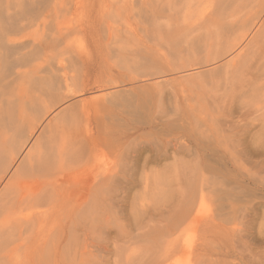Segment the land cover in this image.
Segmentation results:
<instances>
[{
    "label": "bare ground",
    "instance_id": "1",
    "mask_svg": "<svg viewBox=\"0 0 264 264\" xmlns=\"http://www.w3.org/2000/svg\"><path fill=\"white\" fill-rule=\"evenodd\" d=\"M146 6H149L147 12L148 17H146L145 23H143L144 21L142 23L139 22L140 25L147 24V26H145V29L147 28L146 31L148 32V34L151 33L153 39H150L152 41H156V38L158 40L162 37H168L170 52H160V55L162 54V56H159L158 59H155V56L157 55H153L150 57V55L152 54H149L147 60L143 59L144 61L142 62L138 61L139 64L134 63V67H132V62L129 63L131 64L129 68L132 67L134 69H140V67L142 66V68L140 69L141 71L144 67L149 70L152 69L153 72H151L152 70H150V73L152 75L154 73H162L163 75V72L172 73L174 71L175 73V71H178L180 69L183 70V68L185 67H188L189 70V66L193 65L201 67V69L198 68V70L195 71L193 69V72L189 70L190 73L183 72L184 74H178L177 72L178 75L173 77H166L163 75L162 79H159L158 77L157 79L154 74V78H156V80L154 79L155 82L152 86V89L153 87L155 88V93L152 94H154V97L156 96V98H158L155 101H159L160 103L162 99H168L169 105L171 104L165 114L168 119L170 118V115L176 114L175 120H177L181 115L185 119L187 118L189 122L194 121L192 122L193 128L195 127L196 130L198 129L196 126H194L195 119L192 120V118L193 116H195L194 113L197 112V116L200 115V118L197 119L200 120L201 117H203L201 112H203L205 107L202 106L203 109L201 107V109H199L198 111V109L193 106L191 97L189 95H186L185 91H183L184 88L188 86H199L203 90H205V87H207V94L210 97L211 103L212 105H214V107H217L215 104L223 101L226 102L227 97H229V104H231L233 100H235L234 97L237 98L238 95H240V99H243V97H241L242 95H244L245 98L247 96L251 97V99L253 101H256L258 104H256L257 106L254 112H252L253 110L251 111L250 109H247L245 112L238 114L237 117L240 119H246L253 114L258 119L264 116V0H141L138 7L144 8ZM141 12H144V10ZM138 15L139 13L137 14V16ZM37 19H35L34 21L35 23L38 22L39 24V21ZM40 21L42 22V20ZM129 24L130 23L126 25L129 26ZM55 27L57 28L58 26ZM110 28L112 29V27ZM124 28L126 27L124 26ZM35 30L37 33L38 28H35ZM55 30L53 29V31ZM113 31L114 30H111L112 33ZM127 31H129L128 27ZM60 32H58L59 35H62L63 32ZM136 32L134 30L133 33H131L133 36H135ZM141 32L143 31L141 30ZM36 33L35 31L33 32L34 35ZM114 33L117 34V31ZM38 34H36V37ZM64 34L69 35L67 31L66 33L64 32ZM106 34H109L108 37L110 35L112 36L109 31L108 33L106 32ZM55 36L56 38H59L57 37V35ZM139 36L141 35L139 34ZM65 37L66 36H64L61 41H63ZM117 37H119V33L117 34ZM148 37L150 36L148 35ZM9 38V41H12L13 43L18 39V37L16 39L15 36ZM115 38L116 36L114 37L113 42L115 41V47L118 50L117 52H115L116 54L119 51L121 54L125 53V50H129L127 49L128 46H130L129 48L131 49V44H133V42L135 41L134 39L132 42H128L124 37H121L119 39H122L123 42L119 41L118 38L116 42ZM40 39L38 41L39 45L46 42V40L42 41V38ZM21 42L23 41H20V43ZM69 43L70 42H68V44ZM50 44H48V46ZM108 44L110 45V43ZM162 44L163 43L160 44V47L162 46ZM133 45L134 47L139 46L138 44ZM142 45L145 47V49H148L151 46V43H142ZM156 45L159 44L155 43V46ZM63 46L65 50L68 49H66L65 44ZM71 47H73L72 44L70 45V49ZM140 47H138L137 49L140 50ZM161 49L163 48H160V50ZM134 50L136 49L134 48ZM39 51L40 50H38V52ZM130 51L131 50H129V52ZM129 52L125 54L131 55V52ZM133 53L132 56H135V54ZM33 54H28L27 57L22 58L20 66L15 71L13 77H11L10 80L4 82L3 84L0 82V264H3L4 258H8V260H10V258L14 257L17 251L22 248L26 249L24 250V252L26 251V256L28 258H32V260H35V262L46 261L50 264H100L98 263V259H95L97 256L95 255L94 257L93 249L90 248V246L92 247V245L94 244L92 236H94V238L96 237V234L92 235V231L94 230L91 231V229L101 230V228H103V225L105 224L104 214L106 212L108 213L111 210V215L112 209L116 208L115 205V207L113 206L114 202L112 201L118 196L117 191L120 187L119 183L122 182L124 177L127 180L130 179V175H132L131 173H129V171L127 172L129 175L124 173L125 176H123V174L121 173V175L123 176V178L121 179V177L118 175V171L116 170V165L112 163L107 167L105 165L103 166L102 157L96 149L98 145H100V143L104 142L105 140L107 141V145L111 144L113 146V149L114 147L117 148L118 146L117 142L119 141H117L118 139L115 140L116 137H114L113 135V131L115 130V128L107 119V117L105 119L102 114V112L111 107H104L106 103L103 105L101 104L103 107H101L99 104H96L98 102H96V96L95 101H93L94 97L91 98L93 102L91 104H88V100H86V98L81 97L82 94L79 98H76L74 100L72 99L71 101L69 96H72V94L74 93H71L70 91V83H68L69 77L67 76L68 78H66V73L62 72L63 69L61 65L59 66L61 68V70L59 69V71L63 73L62 78L65 83L62 82L64 83V85L61 83V85H63V88H60V86L57 88L54 84V80H56V76H58L57 74H59L60 72L56 73L57 70H53L52 68L48 71H42L43 68L42 70L39 69L40 63L35 62V56ZM125 54H122V56H125ZM137 54L136 56H138L139 58V55H144V52L138 55ZM114 56L116 55L114 54ZM104 60L107 61V58L105 57ZM114 60L113 62H115ZM119 60H122V57ZM161 61L168 66L167 69L164 68V65H161ZM117 63H120V61H118ZM109 64L111 65L112 63L109 62ZM126 66L127 65H125V67ZM126 68H128V66ZM128 72L129 71L127 69V75H129ZM142 72L145 73L144 70ZM135 74L132 73V75ZM59 75L61 76V73ZM136 76L135 79L140 78V75H138L137 78ZM71 78L72 76L70 77V79ZM56 83H58V81H56ZM137 87L138 84L136 86V89ZM142 87L143 86H141V88ZM145 87L147 86L145 85ZM201 88L200 91H202ZM145 91L148 92V90ZM180 91L181 93H183V95L179 94ZM188 91H190V88H188ZM84 92L85 91H83L82 93ZM194 92L192 91V93ZM69 93H71V95ZM145 94L147 93L145 92ZM198 94L199 96L197 97H200L201 99L202 97L200 96V93ZM103 95L104 94H101L100 96L103 97ZM126 95L127 94H125L124 96ZM73 96H75V94ZM124 96L120 95V97L117 98L118 96L117 94H115V96H113L112 98V101L116 99L120 100V98ZM67 97H69L70 102L66 103ZM146 99L148 98L146 97ZM146 99L142 98L143 103L144 100L145 103L149 100ZM202 99H204V97ZM118 100H116V102L121 103V101ZM124 100L126 99L124 98ZM135 100L138 101L137 98L135 99L134 97V101ZM204 100L206 101V99ZM134 101L132 99V101L130 102L136 103ZM139 102L141 103L142 101L139 100ZM159 102L158 104L155 102L156 105L154 103V105L158 108L160 104ZM242 102L246 103L247 100L244 99V101ZM259 102L261 103L259 104ZM127 103L126 105L128 107L132 104L130 103V105H128L129 103ZM198 103L200 102L198 101ZM56 106H58V109L55 112L53 111L54 113L47 118L52 108ZM119 106L120 105H118L117 107ZM122 106L119 108H126L125 106ZM210 106L209 108H212ZM163 107L165 109V105H163L162 108ZM136 108L138 107L136 106ZM209 108L208 110H210ZM145 110L146 109H144V114ZM208 110L207 112H209ZM215 110L218 111V107L217 109L215 108ZM225 110L227 109L225 108ZM229 111L230 109H228L226 113L223 110V112L225 113L224 115L229 116L230 118L235 117L232 116ZM116 112H119V109ZM161 112H163V110H161ZM164 113L165 112H163V114ZM121 114H123V112ZM160 114L161 113L159 112V115ZM105 115L107 116V114ZM108 115L110 116L113 114ZM146 115L148 116V114ZM203 118H205V116ZM212 118L213 117L210 118L211 123L213 121ZM230 118L225 119L224 122L221 120L213 121L217 123H213L214 126L212 127L210 126L211 129H208L209 134L205 133L206 135H209L211 137V141L213 140L214 145H216L215 147L213 146L215 149L220 147L222 149L225 148L226 150L225 145L227 141H224L225 144L223 143L222 139L224 137V133L222 134L221 132H224V129H222L223 124H225V126H229V124L231 125V123L234 124ZM150 119L146 120L149 121ZM201 120L203 121V119ZM207 120L208 119L205 120L206 123L208 122ZM117 121H121V119H117L116 121L114 120V122L117 123L115 125H118L119 122ZM160 121L162 120L160 119ZM195 125L199 126V130H197V132H199H195L196 136H198L197 134H199L201 130L200 126L203 125H199L198 123H196ZM39 126H41V129H39L38 134L35 136ZM119 126L124 128V131L121 132L126 133H119L122 137H127L129 135L128 133H130L132 130H138L139 128H141L131 121H126L125 118H123V121H121L117 127ZM171 126L179 127L177 121H172L169 124H163L161 129L165 131H171ZM185 126L186 125H184V127ZM180 127H183V125ZM252 127H250V129H253ZM202 129H204V126ZM162 130L157 131V134H154V136L151 137L150 143H148L149 141L146 143V140H144V144L139 145V147L136 149L135 155H132L131 153L132 156H128L129 161H134L133 164H127L129 170L132 166H135L136 164L138 165V158L143 157L142 154L146 150L151 152L154 151L149 157H143L146 161L153 160L157 162L161 160H167L168 158L172 159L171 163L167 164L166 162V164L162 168L161 173L154 172L153 175V172H151L150 176H154L155 179H165V177H170L171 174L169 173V171L172 170L173 173H176V171L178 170L177 167L182 166V164L185 165L183 159H181V156H177V153H182L184 152L183 150L187 148L183 147L185 146L184 143L183 145H179V140L173 139L172 146L169 145V149H164V145L160 149L159 147H156L159 144V141L157 140L159 139L158 136L164 134V131ZM230 130L231 129H229V131ZM204 131L205 130H202V132L200 133V135H202L203 137L204 135L202 133H204ZM115 132L116 131H114V133ZM146 136L149 137L151 135ZM146 136L144 135V138ZM200 138L201 142H203L204 140H202V137ZM170 139H172V137ZM164 140L167 141V139ZM206 140H209V138H207ZM163 141L160 142V145L161 143L165 142ZM115 142L117 146H114ZM234 143L235 142H233V144ZM133 144H135V142ZM134 146H130V148ZM188 147L190 148V146ZM103 153L104 152H102V155ZM189 159L185 160L186 163ZM232 159L233 158H231V160ZM239 169H241L240 166ZM179 170H181V167L179 168ZM157 171L160 170H158L157 168ZM247 172H250V170ZM140 177L142 179L148 180V174L146 173L143 176L140 175ZM193 188L191 187L190 190L189 188L186 189L190 191H186V195L184 193L185 191L183 190L182 194H184L185 196H182L183 198H181V196L179 195L181 193H178L177 196L174 194L176 197H173L174 195H172L171 197L167 196L168 198H163L161 200L154 199L155 202L150 200V198H146V196H144L145 199H148L150 202L145 201V199L144 201H142L143 198L139 200L141 202L138 201L139 205L137 204L138 206L134 207L135 214L132 216V221H134L132 224L136 233L132 234L128 230L125 232L123 231L124 234H122V237H127V240L124 238L123 241L130 242V244H125V246L120 245L118 247L116 251L117 253L114 252L118 257V261L117 258L115 259L113 257L116 260L114 264H183L179 262V256L184 253H191L192 251V253L194 254V263L192 264H264V260L261 259L260 253L258 252V250H256V246L261 241L264 242V239L259 240L255 237V239H257L256 243L252 242V244H249L248 246L247 240L251 237L249 238V234L247 233V229L245 227L240 229L243 231L242 234L239 232V234L237 235L236 233V240L240 243H238V247H240L237 248V242H235V247L237 249L232 248V246H230L229 244L221 246L220 241V246H216L215 241L210 242V236L212 237L217 233H219L218 235H226L223 233H226L225 226H227L226 224H224V222L228 221L227 219H229V217L232 218L231 215L233 213L238 219V217L236 216V213L239 212L238 208H236L237 210L234 208L235 204L237 205V203L234 202L233 204L232 199V204H230V206L228 204L229 202H226L231 208L226 205L230 210L228 211L226 216L223 213V218L226 217L223 221V218L221 219L223 223L219 219V221H215L212 219L215 214H213L212 216H208L211 219L208 221L205 220L206 223L203 226L204 230L203 233L198 236V242L197 240H195L196 243H190V241L187 242L184 234L188 229H195V227L197 226V218L203 201V192L205 191L202 187L194 186ZM227 200L229 201V199ZM166 201L174 203V205L166 203L168 209H163ZM219 204H222V202ZM241 208L239 210H241ZM223 212H225V209L223 210ZM216 217H219L217 215V211ZM113 220H115V217H113ZM231 223H233V221ZM238 223L239 220L237 224ZM242 224L243 223H241V225ZM115 225L117 226V224ZM228 227V231H233L234 229L236 230L235 224L234 227L230 224L228 225ZM232 227L234 229H232ZM223 228L225 230H223ZM100 230L98 232V235L100 234ZM192 230L189 232H192ZM89 232L92 235V238L89 236ZM94 233L96 232L94 231ZM99 237L100 236H98V238ZM221 238L223 239L222 236ZM226 238L227 235L225 236V239ZM24 239L28 241L27 247L25 245V242H22L24 241ZM234 241L235 240L233 239V243ZM224 242H226V240ZM227 243H229V241H227ZM229 258H231V260H229Z\"/></svg>",
    "mask_w": 264,
    "mask_h": 264
},
{
    "label": "rangeland",
    "instance_id": "2",
    "mask_svg": "<svg viewBox=\"0 0 264 264\" xmlns=\"http://www.w3.org/2000/svg\"><path fill=\"white\" fill-rule=\"evenodd\" d=\"M71 1L73 2V4ZM154 1H158V0H154ZM140 2H141V0H0V70H1L0 71V79L2 77L0 82L3 84L4 82H7L8 80H10L11 77H13L15 71L20 66V62H21L22 58L27 57L28 54L34 53L33 55L35 56L34 57L35 62L40 63L41 68L39 67V69L42 70V68H43L42 71H48L52 68L53 70L54 69L57 70L56 73H59V72L61 73V76L59 75L60 73L57 74L58 76H56V80H54L55 81L54 84L57 88L59 86H60V88H63V85L65 82L62 78V74L66 73V78L69 77L68 83H70V91H71V93H74L76 96V97L73 96L74 94H72V96H69L71 101H72V99L74 100L76 98H79L82 94L81 97L86 98V100H88V104L93 103L91 98L94 97L93 101H95V98L97 97L96 102L97 101L98 102L96 104H99L101 107H103L102 105L106 103V105H104V107L105 106L107 108L111 107V108H108L106 110L104 108L105 111L102 112V114L105 117V119L107 117V119L114 126V128H115L114 131H116L115 132L116 135H115L114 131H113V135H114V137H116L115 140L118 139L117 141H119V142L116 141L118 146L115 142L114 146H117V148L114 147V149H113V146L111 144L107 145L106 144L107 141L105 140L104 142H101L100 145H98V147L96 149H97V152H99V154L102 157L103 166L105 165L107 167L109 164H112V163L114 165H116V170L118 171V175L121 177V179L123 178V176H125L124 173L128 174L127 173L128 171L132 175H130L131 178L127 179V180L124 177L122 182L119 183L120 187L117 191L118 196L116 197V199L114 198V200L116 202L114 200L112 201V202H114L113 206L115 205L116 208L112 209L113 213L111 212V215H110L111 210L108 213L106 212L104 214V223L105 224L103 225V228H101V230L100 229H97V230L91 229V231L94 230L96 232V233H94V231H92L93 232L92 235L96 234L95 238L89 232V234H90L89 236L93 237V238L92 237L91 238L93 239V242H94V244H93L94 246L92 245V247L90 246V248L93 249L94 257H95V255L97 256L95 259H98V261H99L98 263L103 264L105 262L104 264H114L116 261L115 260L116 258L118 261V257L116 256V254L114 252L117 251V249L120 245L125 246V244L126 245L130 244V242H124L123 241L124 238L127 240V237H122V234H124L123 231L125 232L127 230L130 231L132 234L136 233V231L134 230V226L132 224L134 222V221H132L133 220L132 216L135 214L134 213V211H135L134 207L138 206L139 202H141L139 200H141L143 198L142 201H144V199H145L144 196H146V198H148V199L150 198V200L155 202V200H159V199L161 200L163 198H168L167 196L171 197L174 194L177 196L178 193H181L179 195L181 196V198H183L185 196H184V194H182V191L184 190L185 191L184 193L186 195L187 194L186 191H189L190 188L191 187L193 188L194 186L195 187H202L203 190H205V191L203 192V201H202V205L200 207L198 218H197V222H198L197 226L195 227V229L192 228L194 231L192 229H188L186 231V233L184 234V237L187 239V242L190 241V243L191 242L196 243L195 240H197V242H198V236H200L204 230L203 226L205 225L206 221L211 219L208 216H212L213 214H215L212 217V219L215 221H219V220L221 221V219L223 218V213L226 216V214L230 210V209H228V207L230 206V204H232V202H233V204H234V202H236L238 206L235 204L234 208L235 209L238 208L239 212L241 211L239 213L236 211L237 209L235 210L237 212L236 216L238 217V219L235 217L234 213L233 214L231 213L232 218L229 217V219H227L228 221L224 222V224H226L227 226L224 225L226 227L225 228L226 233L225 232H223V233L227 235V238L225 239L226 235L225 236H223V234L218 235L219 233H217L216 235H213L212 237L210 236V239H211L210 242L215 241L216 246L217 245L220 246V244H221V246H224L225 244H229L234 249L236 247L239 248L240 246L238 247V245L240 243L236 240L237 239L236 233H237V235L239 234V232L242 234L243 231L240 229L243 227H245L247 229V233L249 234V238L251 237L250 239L247 240L248 246H249V244H252V242L256 243L257 239H259V240L264 239V116H262L258 119L253 114L250 115L246 119H240L237 117L238 114L245 112L247 109H250L251 111L253 110L252 112H254L256 106L258 105L257 102L253 101L251 99V97L247 96L245 98L244 95L241 96V97H243V99H240V95H238L239 97L238 96H237V98L234 97L235 100H233V102L231 104H229L228 103L229 97H227L226 102L223 101V102H220L218 104H215L218 107V111H217V110H215V108L217 109V107H214V105H212L211 99L207 94V92H208L206 90V89H208L207 87H205L206 89L203 90L199 86L198 87L197 86L196 87L195 86H188V87L184 88L183 91H185L186 95H189L191 97L193 106L196 107L198 109V111H199V109H201L202 106L205 107V109H204L205 111L204 110H203V112L200 111L202 113L203 117L205 116V118L201 117V119H203V121L201 119L198 120L200 118V115L197 116V112L194 113L195 116H193V118H192V120L195 119V124L198 123L199 125L201 124L204 126V129H202L203 126H200L201 127L200 133L202 132V130H205L204 133H202L204 135V137L202 135H200V133L197 134L198 136H196V133L199 132V131L197 132V130H199V126L194 124V126H196L198 129L196 130L195 127L193 128L192 122H194V121L189 122V120L187 118L185 119L181 115H180L179 119L175 120L176 114H174L175 116L170 115V118L168 119L165 115L167 112V109H169V107L171 106V104L169 105L168 99L164 98L165 101H164V99H162L161 103L158 101L160 103L159 108L157 106H155L156 103L158 104V102L155 100H157L158 98H156V96L155 97L153 96L154 94H152V93H155V91H154L155 88L153 87V89H152V86L154 85L156 78L158 77L159 79L160 78L162 79L163 75L166 77H173V76H176L178 74H184L185 72L190 73L189 70H191V72H193V69L195 71V70H198V68L201 69V67L197 66V65H193L194 67L195 66H197V67L194 68L193 66H189V70H188V67H185L186 69L185 68H183V70L180 69L178 71H175V73H174V71L172 73L163 72V75H162V73H157V74L154 73L156 78H154L155 77L154 74L152 75L150 73V70H152V69L149 70V69L143 67L142 71L143 70L145 71V73H143L140 70L142 68V66L140 67V69L139 68L137 69L136 67H135L136 69L132 68L135 66L136 63H138V61L142 62L145 59L147 60L149 57V54H152V55H150V57L153 55L154 56L157 55V56H155V59H158L159 56H162V54L160 55V52H164V53L170 52L168 37L167 38L162 37V38H159L158 40L156 38V41L155 40L152 41L151 39H153V38H152L151 33L148 34V32L146 31L147 28L145 29V26H147V24L146 25H140L139 22L142 23L144 21L143 23H145L146 17H148L147 12L149 9V6L148 7L146 6L144 8L138 7ZM149 3H150V1H149ZM76 4H78V5H76ZM132 8H133V10H132ZM143 10H144V12L145 11L146 12L145 13L141 12ZM138 13H139L138 16H140V17L137 16ZM143 17H145V18H143ZM35 19H37L39 21V24H38V22L35 23V21H34ZM40 20H42V22ZM128 23H130L129 24L130 27L128 25H126ZM135 23L137 24L138 29L136 28ZM43 24H44V26H43ZM55 26H58V27L56 28ZM109 26L112 27V29ZM124 26L126 28H124ZM127 27H128L130 32L127 31ZM35 28L36 29L38 28L37 31L39 32V34H38V32L36 33ZM55 28H56V30H55ZM107 28H108V31L112 34V36L110 35L108 37L109 34L108 35L106 34V32L108 33ZM140 28H142V29H140ZM53 29L55 31H53ZM131 29L133 31L135 30V32L137 30V32L135 33V36L132 35L133 31ZM33 30L35 31L36 34H38L37 37H36V34L35 35L33 34V32H34ZM75 30H76V32H75ZM111 30H114L113 33L117 31V34L119 33V37H117V34H115V33H114L115 34L114 35L111 32ZM141 30L143 32H141ZM60 31L63 32L62 35L60 34L61 38H60V35L58 33ZM66 31L70 36L67 34H64V32L66 33ZM51 32H53V33H51ZM139 34L141 36H139ZM55 35H57V37H59V38H56ZM63 35L66 36L64 39L65 41L64 40L61 41L64 38ZM148 35L150 37H148ZM14 36L16 39H17V37H18V39L19 38L20 39L19 40L17 39L16 42L13 43L12 41H9V39H10L9 37H14ZM38 36H40V37H38ZM115 36H116V38H115L116 42H117V38L119 41H122V39H119L121 37H124L125 40H127L128 42H132L135 39L133 44H135V45L138 44L139 45L138 47L141 46L140 47L141 49L139 50V49H137L138 48L137 46L134 47V45L131 44V47H132L131 49L129 48L130 46L127 47V49L131 50L130 51L131 53L129 52V50L128 51L125 50L126 51L125 53L129 52L131 55L122 53V54H125V56H122L120 51L116 54L115 52H117L118 50L115 47V41L113 42ZM43 37H45L46 39ZM111 37H113V38H111ZM40 38H42V41L46 40V42L41 43V45H39L38 41ZM138 39H139V41H138ZM162 39H164L167 44ZM55 40H57V41H55ZM20 41H23V42L20 43ZM25 41H27V42H25ZM79 41H80L81 45L79 44ZM68 42H70V43L68 44ZM47 43L48 44L51 43V44L48 46ZM108 43H110L111 49H110V45ZM142 43L143 44L144 43H148V44L151 43V46L148 48L149 50L145 49V47L142 45ZM155 43L159 44V45L155 46ZM161 43H163L165 46L162 44V46L160 47ZM64 44H65L66 49L68 48L67 50H65V48L63 46ZM71 44L74 48L71 47V49H70ZM67 45H69V46H67ZM166 47H167V51H166ZM134 48L136 50H134ZM160 48H163V49L160 50ZM112 49H113V51H112ZM157 49H159V50H157ZM36 50H37V52H36ZM38 50H40V51L38 52ZM151 50H153V51H151ZM133 52H135V53H133ZM142 52H144V55L140 54ZM111 53H112V55H111ZM132 53L135 54V56H132ZM137 53L140 54L139 58H138V56H136ZM114 54L116 56H114ZM105 57L107 58V61L104 60ZM117 57H120V58H117ZM121 57H122V60H119V59H121ZM143 57H145V58H143ZM112 59L113 60L115 59L114 60L115 62L117 60L120 61L121 64L117 63L118 61L116 63L113 62ZM124 59H126V60H124ZM124 61H125V64H124ZM109 62L112 64L110 65ZM126 62H127V64H126ZM131 62L133 65H132V67L129 68V66H131V64H129V63H131ZM62 64H63V66H62ZM60 65L63 69V71H62L63 73L61 71H59V69L61 70V68L59 67ZM120 65L122 66V69H121ZM125 65H127L128 68H126L127 66L125 67ZM161 65H164L165 69L168 68V66L165 63H162V61H161ZM127 69L129 71L128 72L129 75H127ZM146 70H147V73H146ZM151 72H153V70ZM177 72H178V74H177ZM132 73L133 74L138 73V74L132 75ZM136 75L137 76L140 75L139 76L140 78L135 79ZM71 76H72V78L70 79ZM137 76H136V78H137ZM126 78H128V79H126ZM114 80L115 81L118 80V81L115 82ZM56 81H58V83H56ZM62 82H64V83H62ZM61 83L63 85H61ZM137 84H138V87L140 85L139 90H138V87L136 89ZM147 84H149V85H147ZM145 85L147 87H145ZM141 86H143L145 88V90H148V92L145 91L143 87L141 88ZM166 86H168V85H166ZM102 88H104V89H102ZM140 88H141V90H140ZM188 88H190V91H188ZM200 88L202 91H200ZM136 90H137V92H136ZM197 90L200 92H198ZM83 91H85V92L82 93ZM105 91H106V93H105ZM110 91H112V92H110ZM133 91H134V93H133ZM192 91L193 92L195 91V92L192 93ZM145 92L147 94H145ZM197 92L200 93V96L202 98L204 97V99H206V101L202 98L200 99V97L198 98L197 96H199V94ZM71 93H69V94L71 95ZM108 93H109V95H108ZM101 94L105 95V96L103 95L104 98L102 96H100ZM115 94H117V96H118L117 98H119L120 95L124 96L125 94H127L128 96L126 95L127 97L126 96L121 97L123 101L121 100V98H120V100L116 99L118 101H121V103L119 102L120 103L119 104L118 102H116V100L112 101V98H113V96H115ZM179 94L183 95V93H181V91L179 92ZM111 95H112V97H111ZM141 95H143V96H141ZM133 96L135 97V99L137 98L138 101H136V100L134 101ZM140 96L143 99L144 98L146 99V97L149 99V100L146 99V100H148V101H146L147 104L145 103V100L143 103V100ZM69 97H67L66 103L70 102ZM105 97H106V99H108V97H109V99L106 100ZM110 98H111V100H110ZM124 98L127 101L124 100ZM132 99L136 103L130 102V101H132ZM193 99H194V101H193ZM244 99L247 100L246 103L242 102V101H244ZM139 100L142 102L140 103ZM124 101H126V102H124ZM151 101H152V103H151ZM162 101H163V103H162ZM198 101L200 103H198ZM114 102H115V104H114ZM112 103H113V105H112ZM126 103L128 105H130V103H132V104H131V106L128 107L126 105ZM154 103H155V105H154ZM225 103H227V104H225ZM250 103H252V104H250ZM260 103L261 102H259V104ZM108 104H110V105H108ZM117 104L120 105L119 107H121L123 105L122 107L125 106L126 108L120 109L119 107H117L118 106ZM162 104L165 105V109H164V107L162 108V106H163ZM114 106H116L119 109L120 113L116 112V111H118V109ZM136 106L138 108H136ZM148 106H149L150 110L148 109ZM209 106L212 108H209ZM155 107H157L158 109ZM203 107H202V109H203ZM224 107L227 110H225ZM206 108H207V110H208V108L210 109V110H208L209 112H207ZM57 109H58V106L52 108V110L49 113V115L47 116V118L50 117ZM144 109H146L145 114H144ZM154 109H155V111H154ZM228 109H230L229 112L232 114V116H235V117H233L234 119L230 118L229 116L224 115L225 114L224 112L227 113ZM111 110H113V111H111ZM161 110H163V112H165V113L163 114V112H161ZM220 110L222 112L224 110V112L222 113ZM102 111H103V108H102ZM121 111L123 112V114H121L122 113ZM219 111H220V113H219ZM159 112L161 113L160 115H159ZM115 113H116V115H115ZM105 114H107V116ZM108 114H113V115L109 116ZM146 114H148L149 118ZM111 116L114 118H112ZM150 117H151V119H150ZM158 117L159 118L161 117L160 119L162 121H160V119ZM211 117L214 118V119L212 118L213 121L221 120L223 122L225 119L230 118L234 123V124L231 123V125L229 124V126L228 125L225 126V124L222 125V127H223L222 129H224V132L223 131L221 132L222 134L224 133L223 134L224 137L222 140H223V143H224V141L225 142L227 141L226 145H225L226 150H225V148L222 149L220 147L215 149L214 147L216 145H214L213 140L211 141V139H210L211 137L209 135L205 134V133L209 134L208 129L210 130L211 127L214 126L213 123L214 124L217 123V122L215 123L213 121L211 123V121H210ZM123 118H125V120L128 122L131 121V122L137 124V126H140L141 128H139L138 130H135V129L132 130L130 132L131 134L128 133L129 135L127 137H122L121 134H119V133L126 134L125 132H121V131H124V128L121 126H119V127H117V126L120 124L121 121H123ZM117 119H121V121H117L119 123H118V125H115L117 123L114 122V120L116 121ZM146 119H150V120L148 121ZM206 119H208L207 121L209 123L205 122ZM45 121H44V123H45ZM105 121H107V120H105ZM112 121H113V123H112ZM152 121H153V123H152ZM172 121L173 122L177 121L179 127H172L171 126L172 127L171 131H165V130L161 129L163 124H169ZM183 121L185 124L183 123ZM44 123H42V124H44ZM181 123H182L183 127H180V126H182ZM184 125H186L187 127L186 126L184 127ZM41 126H39V128L37 129L35 136L38 134L39 129H41L40 128ZM252 126H254V127H252ZM250 127H252L253 129H250ZM156 128H157V130H156ZM181 128H182V130H181ZM229 129H231V130L229 131ZM244 129L248 130V131H245ZM159 130L164 131V134L158 136L159 139H157V140L159 141V144L156 147H159V149H160L164 145L165 146V147H163L164 149H169V145L172 146V143H173L172 140L173 139L179 140L178 141V143L180 142L179 145L180 144L183 145V143H184L185 146H183V147H185V148L187 147V148L183 150L184 152L177 153V156H179V155L181 156V159H183L185 165H187L188 163L189 164L187 166L182 164V166H180L181 170H179L180 167H177L178 168L177 171H179V172L176 171V173H173L172 170L169 171V173L171 174L170 177H167V178L165 177V179L164 178L155 179L154 176L153 177H152V175L150 176L151 172H153V175H154V172L155 173H157V172L161 173L162 168L166 164V162H167V164H169V163H171L172 159L168 158L167 160H163V161L161 160V161H157V162L153 161V160H147L146 161L143 157L146 156V158H147L154 152V151L151 152V151L146 150L142 154L143 157L138 158V160H137L138 165L136 164L135 166H132L131 169L129 170L127 167L128 166L127 164H133L134 161L133 160L129 161L128 156L135 155L136 149L139 147V145L144 144V140H146L145 141L146 143L148 141H149L148 143H150L151 137L154 136V134L156 135L157 131H159ZM178 130H179V132H178ZM242 130H243V132H242ZM144 135L145 136L151 135V136H149V137L146 136L147 138L146 137L144 138ZM199 135H200V137H202V140H204L203 142H201V138L199 137ZM225 135H227V136H225ZM171 137H172V139H170ZM207 138H209V140H206ZM164 139H167V141ZM131 141L133 143L135 142V144H133ZM138 141L140 142V144ZM161 141H163L164 143H161V145H160ZM233 142H235V143L233 144ZM251 143H252V145H251ZM130 146H134V147L130 148ZM188 146H190V148ZM108 148L109 149L112 148V149H110V151H109ZM126 149L128 152L126 151ZM129 149H130V151H129ZM214 149H215V151H214ZM111 151H112V153H111ZM102 152H104L105 154L103 153V155H102ZM131 153H132V155H131ZM196 155H197V157H196ZM189 157H190V159H189ZM231 158H233L234 160L233 159L231 160ZM186 159H189V160H187V163L185 161ZM193 161H196V162H193ZM140 164H143V165H140ZM238 165L241 167V169H239ZM157 168L160 171H157ZM226 170H227V172H226ZM249 170H250V172H247ZM119 172H120V174H119ZM121 173L123 174V176L121 175ZM145 173L148 174V180L142 179L140 177V175L143 176V175H145ZM200 173H202V174H200ZM4 181H3V183H4ZM187 185H189V186H187ZM192 185H194V186H192ZM184 187H185V189H184ZM161 188H162V190H161ZM188 188H189V190H186ZM169 193L170 194L173 193V194L170 195ZM155 194H156V196H155ZM175 195L173 197H176ZM132 197L135 199H133ZM224 198H225V200H224ZM148 199L147 200L145 199V201L150 202ZM227 199H229V201ZM231 199H232V202H231ZM112 202H111V204H112ZM161 202H163V201H161ZM221 202L223 205L219 204ZM226 202H229L228 203L229 206ZM166 203L174 205V203H170L169 201H166L165 205L163 206V209H168V206L166 205ZM216 205H217L218 209L216 208ZM223 208L225 209V212H223V210H224ZM229 208H231V207H229ZM240 208H241V210H239ZM215 210L217 211V215L219 217H216V211ZM113 217H115V220H113ZM202 217H203V220H202ZM116 218H117V221H116ZM225 218H223L222 221ZM247 219H249V220H247ZM238 220H239V223L237 224ZM232 221H233V223H231ZM106 222H107V224H106ZM227 222H229V223H227ZM241 223H243V224L241 225ZM244 223H245V225H244ZM115 224H117V226ZM229 224L233 227L235 224L236 230L232 227V229H234V230L228 231V228L230 227V226L228 227ZM106 225H108V226H106ZM225 229L223 228V230H225ZM99 230H100V234L98 235ZM191 230H192V232H189ZM199 232H201V233H199ZM229 233H230V235H229ZM217 235H218V237H217ZM98 236H100L101 238L100 237L98 238ZM120 236L122 239L120 238ZM221 236L223 237V239L221 238ZM232 237L235 240L234 243H233ZM255 237L257 239H255ZM225 240H226V242H224ZM219 241H220V244H219ZM227 241H229V243H227ZM22 242L23 243L25 242V245L27 247L28 241H26V239H24V241H22ZM235 242H237L236 247H235ZM262 245H263V247H262ZM256 247H257L256 250H258V252L261 255V259L264 260V249H263L264 248V242L261 241ZM135 248H137V247H135ZM97 249L99 250V252ZM24 250H26V249L22 248V249L18 250L16 255L14 257H11L10 260H8V258H4L3 264H50L49 262H46V261L35 262V260H32V258H28L26 256V251L24 252ZM192 252L191 253L188 252L189 254L184 253V254L180 255L179 256V259H180L179 262L183 263V264L194 263V254ZM262 252H263V254H262ZM95 253H97V254H95ZM229 260H231V258H229Z\"/></svg>",
    "mask_w": 264,
    "mask_h": 264
}]
</instances>
